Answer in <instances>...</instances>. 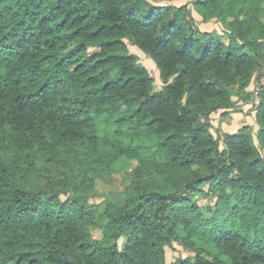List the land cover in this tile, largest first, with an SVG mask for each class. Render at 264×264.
I'll list each match as a JSON object with an SVG mask.
<instances>
[{
    "label": "trees",
    "instance_id": "obj_1",
    "mask_svg": "<svg viewBox=\"0 0 264 264\" xmlns=\"http://www.w3.org/2000/svg\"><path fill=\"white\" fill-rule=\"evenodd\" d=\"M187 1L0 0V264H264V0ZM255 78L258 144L211 122Z\"/></svg>",
    "mask_w": 264,
    "mask_h": 264
},
{
    "label": "rangeland",
    "instance_id": "obj_2",
    "mask_svg": "<svg viewBox=\"0 0 264 264\" xmlns=\"http://www.w3.org/2000/svg\"><path fill=\"white\" fill-rule=\"evenodd\" d=\"M187 2H188L187 0H170V3L175 4L177 6H182V5L186 4ZM193 14H194L196 20L198 22H200V29L202 31H207V32H213V31L221 32L222 31L221 25L218 24L216 21L204 23L202 21L201 16H199V14L195 10L193 11ZM223 41L225 43H228V39H226V38L223 39ZM130 50L132 53H134L138 56L141 64L144 65L148 69V71L152 74V76L156 80V84L159 87L162 86L160 73H159L158 69L156 68L155 63L148 56H146V54H144L142 51H140L138 48L130 46ZM89 52L91 55H95V54L99 53V50L90 48ZM252 87H253V84L249 87L248 90L253 93V100L255 103L254 102L248 103L245 101H241L238 99L237 96H235V95L233 96V100H235V102H238V105H237V110H234V109L228 110L229 114H234V117H232V116L228 117V120H231L229 123V127H228L229 129H226V130L224 129L225 118H226L225 114L227 112L226 110L225 111L220 110L218 112L211 114V122H212L215 130L220 129V130H222L221 132H223V133L229 132L228 134L236 135L239 132V129L245 123L243 121L247 120L248 123L250 122V124H254L251 121L255 122L254 118H256V108L258 105L256 103L257 102V96H256V93H257L256 88L257 87H256V85H254L253 89H252ZM258 99H259V97H258ZM240 111H244V113H240ZM221 114H224V115H221ZM246 118H249V119H246ZM225 127H227V126H225ZM254 129L255 128L253 127L252 131H253V134L255 135V142L258 144V142H259V140H258L259 129H256V130H254ZM223 130H225V132ZM222 148H223V146H222ZM262 153L264 156V149L262 150ZM136 166H137V162H131L130 164H128V166L124 167V169H126L124 171H127V172L133 171ZM128 174L129 173L121 172V173L113 174L112 176L108 177V179H106V180H103V181L99 180L96 183L95 187H96L100 197H98L95 200H91V201L101 202L102 200H105V199H110V200L119 199L120 195H122L123 191L125 190V188L130 183V177L128 176ZM205 188L207 190L208 187H205ZM195 198L197 200H199L198 202L200 203L201 206H207V205L214 206L213 203H211L207 198H204L201 196H198ZM214 212H215V209L213 207L212 212L203 211V214L205 215L206 219H210ZM93 235L95 238L100 239L102 237V232L100 230H94ZM125 243H126V239L120 240L121 246ZM188 256H189V253L185 252L183 250V248L177 244H174L172 247L166 248L167 264H171L180 258H186Z\"/></svg>",
    "mask_w": 264,
    "mask_h": 264
},
{
    "label": "crops",
    "instance_id": "obj_3",
    "mask_svg": "<svg viewBox=\"0 0 264 264\" xmlns=\"http://www.w3.org/2000/svg\"><path fill=\"white\" fill-rule=\"evenodd\" d=\"M253 87H254V83H253ZM253 87H252V89H253ZM225 111V110H224ZM227 112H226V118H225V124H224V129L226 130V129H229L228 127H229V123H230V121L231 120H228V117H234V114H229V112H228V110H226ZM225 113V112H224ZM240 113H244V111H240ZM221 115H224V114H221ZM250 118V117H249ZM249 118H246V119H249ZM254 118V117H253ZM252 118V119H253ZM254 120H255V122L254 121H251V122H253L254 124H250V122L248 123V121L246 120V121H243V122H245L244 124H243V126L239 129V130H241L244 126H250V127H254L255 129L254 130H256V129H259V126H258V124H257V121H256V118H254ZM225 126H227V127H225ZM252 127V128H253ZM225 130H223L224 132H225ZM222 131V130H221ZM225 133H229V132H225ZM255 136V135H254Z\"/></svg>",
    "mask_w": 264,
    "mask_h": 264
},
{
    "label": "built area",
    "instance_id": "obj_4",
    "mask_svg": "<svg viewBox=\"0 0 264 264\" xmlns=\"http://www.w3.org/2000/svg\"><path fill=\"white\" fill-rule=\"evenodd\" d=\"M256 86H258V85H256ZM260 86H264V77L261 79V83H260V85H259V87ZM257 89V88H256ZM258 95V92L256 93V96ZM257 105L260 103V101H259V99H258V96H257Z\"/></svg>",
    "mask_w": 264,
    "mask_h": 264
},
{
    "label": "water",
    "instance_id": "obj_5",
    "mask_svg": "<svg viewBox=\"0 0 264 264\" xmlns=\"http://www.w3.org/2000/svg\"><path fill=\"white\" fill-rule=\"evenodd\" d=\"M253 83H254V85H257V78H255Z\"/></svg>",
    "mask_w": 264,
    "mask_h": 264
}]
</instances>
